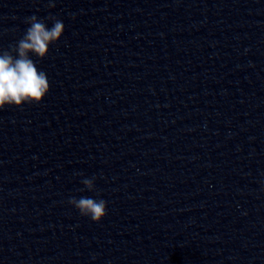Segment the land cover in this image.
Instances as JSON below:
<instances>
[{
	"label": "clouds",
	"instance_id": "9594fccd",
	"mask_svg": "<svg viewBox=\"0 0 264 264\" xmlns=\"http://www.w3.org/2000/svg\"><path fill=\"white\" fill-rule=\"evenodd\" d=\"M49 7H55L51 0ZM48 19L53 21L51 28L35 15L27 17L26 23L30 26L23 38L12 46L11 51H0V110L5 106L22 107L25 103L39 104L49 92L50 84L46 73L37 68L29 55L45 58L50 45L55 44L62 37L63 22L52 16ZM94 179L95 177L85 178L81 182L87 190L94 191ZM69 203L78 209L82 216L90 217L97 223L107 214L106 201L103 199L72 197Z\"/></svg>",
	"mask_w": 264,
	"mask_h": 264
}]
</instances>
